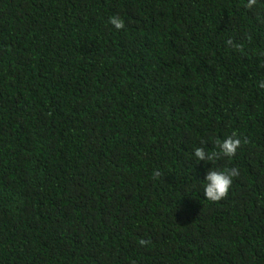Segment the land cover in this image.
I'll return each instance as SVG.
<instances>
[{
	"label": "trees",
	"instance_id": "obj_1",
	"mask_svg": "<svg viewBox=\"0 0 264 264\" xmlns=\"http://www.w3.org/2000/svg\"><path fill=\"white\" fill-rule=\"evenodd\" d=\"M247 4L0 0V264H264V0ZM234 132L233 157L195 158ZM211 168L239 172L216 202Z\"/></svg>",
	"mask_w": 264,
	"mask_h": 264
},
{
	"label": "clouds",
	"instance_id": "obj_2",
	"mask_svg": "<svg viewBox=\"0 0 264 264\" xmlns=\"http://www.w3.org/2000/svg\"><path fill=\"white\" fill-rule=\"evenodd\" d=\"M257 0H248L246 7L252 8ZM109 22L117 29L124 28V21L119 17L113 16L109 18ZM264 88V82L260 84ZM218 151L206 152L203 148H196L194 156L198 161L214 162L221 156L233 157L237 149L241 145V139L234 132L231 136L223 141H217ZM239 175L238 169L232 168L229 170L217 171L209 169L205 176L204 196L207 200L216 202L227 197L232 185L233 177ZM141 245L147 243L145 240L140 241Z\"/></svg>",
	"mask_w": 264,
	"mask_h": 264
}]
</instances>
